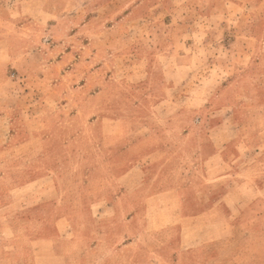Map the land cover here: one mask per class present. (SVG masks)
<instances>
[{
	"label": "rangeland",
	"instance_id": "374dc122",
	"mask_svg": "<svg viewBox=\"0 0 264 264\" xmlns=\"http://www.w3.org/2000/svg\"><path fill=\"white\" fill-rule=\"evenodd\" d=\"M76 1L75 7L55 16V20L64 17L65 23L54 25L53 35L61 38L63 33L70 51H83L87 57L80 73L72 58L71 70L60 75L63 85L49 84L40 64L33 66L31 57L20 70V58L13 56L14 50L29 43L25 51L32 52L35 27L40 29L39 36L46 35L45 26H21L15 20L41 17L44 11L26 8L34 0L0 2V13L7 17L0 29L8 36L0 43L6 52L0 57L4 63L0 65V264H264V152L246 149L264 146V39L249 34L253 19L264 16V0H230L226 15L207 16L210 9L203 7L187 9L183 16L197 17L199 24L192 46L172 40L159 45L164 50L165 44L173 49L177 43L182 49H195L196 54L170 78L181 88L151 90L155 104H131L143 90L125 89L132 73H115L108 67L114 57L116 64H128L134 61L138 47L148 48L145 38L157 30L151 9L137 7L129 17L135 24L114 25L131 11L124 6L126 0ZM162 12L164 20L173 17L170 12L174 10ZM238 17L252 20L246 24L245 36L238 33ZM207 25L214 30L208 41L203 37ZM121 33L130 34L129 44ZM94 52H103L100 59L91 58ZM127 64V70L134 66ZM94 65L105 68L95 73L97 87H78ZM142 78L141 73L136 74L134 84L140 86ZM163 96H176L178 101L158 103ZM177 113L175 124H170L169 118ZM127 123L132 131L127 144L166 146L170 139L176 142V156L182 163L185 147L204 143L212 129L225 124L229 143L241 148L231 156L228 172L234 192L228 199L237 203L238 194L244 198L240 202L244 211H235L228 231L227 224L217 218L214 239L180 255L164 250L163 234L158 236L157 228L167 233L178 224L179 217L170 212L177 200L162 194L152 198L146 194L152 188L141 178L126 184L121 174L124 168L110 167V160L119 165L125 161ZM169 129L175 134L167 135ZM252 177L256 184L236 183ZM209 188L216 191L219 186ZM171 191L175 193L173 188ZM143 202L150 207L152 230L145 236L140 217L132 218ZM156 203L164 204L165 212L158 211Z\"/></svg>",
	"mask_w": 264,
	"mask_h": 264
},
{
	"label": "crops",
	"instance_id": "0c3cea01",
	"mask_svg": "<svg viewBox=\"0 0 264 264\" xmlns=\"http://www.w3.org/2000/svg\"><path fill=\"white\" fill-rule=\"evenodd\" d=\"M2 0H0L1 2ZM32 1V0H28ZM102 2H111L112 0H96L95 3ZM127 3L124 5L127 10L131 9V11L127 12L123 17H119L118 20L115 21L114 25H124L129 26L131 24H135V21L130 20V15L134 13L137 7H142L143 9H151L153 14V20L155 25H157L156 31H150L148 37L145 38V46L141 45L138 47L137 51L133 53V60L127 63H118L116 64L113 59H110L111 66L109 70L118 73V72H127L132 73L131 83L129 80L125 81V89H142L141 95L137 97L136 100L132 101L131 104H135L137 101H141L143 104H155V100L153 99V95H155L151 90H160V89H170L175 90L181 88V84L177 83L175 78L170 79L173 74L179 73L183 67H186L185 62L191 60V58L196 54L195 49L183 48L181 46H177V43H174L175 48H171V45L165 44L164 50L163 45H159L163 41L169 42L168 40H172L173 42H186L183 45L192 46V43L198 34V25L197 17H187L189 15L183 16L187 9H193V7L198 10L199 7L207 8L209 10L207 12V16H213L216 14L226 15L227 6L230 0H126ZM29 2V4H30ZM79 1L76 0H34L32 6H27L28 10L39 9V11H44L41 17L39 16H22V18H17L15 20V24L17 25H31V26H45V30L43 35L45 37L39 36V28L35 27L36 35L34 36L35 43L32 45V52H26L30 46L26 48H22L21 50H14L13 56L14 58L17 56L20 58V62L17 63L20 66V70L23 69L25 65L29 62V57L33 59V66H38L40 64V69L43 71L45 75V79L50 84H53L55 81L57 85H63V80L60 78V75L64 77L65 73H68L71 70V66H69V62H71L72 58L75 59L74 64L78 65V73L82 71V60H85L87 55L83 51L73 52L70 51L69 44L63 39V33L60 35L61 38H57V36L53 35V26H64V17L55 16L59 15V13L63 14L64 10H67L71 7H75L76 3ZM114 2V1H112ZM238 4V3H237ZM122 6V7H124ZM3 8V5L0 4V11ZM162 9L174 10V12H170L173 14L169 16L168 19L162 20L161 17L163 15ZM214 9V11H213ZM179 14L177 17L176 14ZM217 14V15H218ZM167 15V14H166ZM25 17V18H23ZM168 17V16H165ZM179 17V21L177 18ZM181 17V18H180ZM224 18V17H223ZM169 19L171 20V24ZM240 17H238V20ZM11 20V19H10ZM255 21V25L253 29L250 30L249 34L252 35L255 39H264V16H257V18L253 19ZM14 21V20H13ZM250 21L245 20V17L241 18L238 23V33L247 34V30L245 29L246 24L250 25ZM7 17H4L2 13H0V26L6 25ZM80 25V22H77ZM154 24V23H153ZM82 25V24H81ZM85 25V24H84ZM165 26V27H164ZM169 26V27H168ZM222 28H226V24H223ZM62 29V27H61ZM4 29H0V43L8 39V36L3 33ZM42 30V29H41ZM222 38L224 39V31H221ZM69 34L67 33L66 36ZM79 35V34H78ZM214 30L212 27H208L205 30V35L203 36L205 40H209L213 37ZM59 37V36H58ZM124 37L125 42L127 44L130 43V34H126L122 36ZM79 41H80V37ZM85 38L81 39L83 42ZM12 40V39H11ZM158 41L155 47H152L153 42ZM151 42V44H150ZM182 44V43H181ZM130 46V45H129ZM244 48H242L243 50ZM103 52H94L93 58L100 59L98 56ZM228 56V53H224ZM6 56L5 50L0 49V57L4 58ZM9 56V55H8ZM1 60V59H0ZM140 62V64H136V62ZM228 61V60H227ZM4 63H0L2 65ZM130 66L131 64L133 68L127 70L125 65ZM88 65V67L92 66ZM100 65L97 63L96 66ZM105 65V64H104ZM93 66V70H89V75L87 77H83V82L79 84L78 87L93 89L97 87L95 79V73L102 71L105 68ZM120 66H125V69H120ZM107 67V66H106ZM113 67H116L113 69ZM75 70V68H72ZM91 72V74H90ZM141 73L143 78L141 79V85L134 84V80L136 74ZM168 75V76H167ZM167 76V77H166ZM55 77V78H54ZM124 82V81H123ZM122 82V83H123ZM162 101H157L158 103L170 102L176 103V96H163ZM179 114H174L171 118H169L170 124H175L177 120V116ZM241 122L242 120L239 119ZM129 123H127L126 127V148L125 152V161L119 165L120 162L110 160L111 169H118L120 166L124 168V171L121 173L127 179L126 184L138 183L141 178L142 183L149 185L152 189L149 192L146 191V194H149L152 198L156 196H165L167 195L171 201L177 200V205H173V209L170 212L173 213L174 216L179 217L177 220L178 224L175 227H170L166 233L164 229L161 227L157 228L158 236L163 234L164 240V250L170 253V255L174 254H183L188 252L191 249H194L201 246L203 243H207L209 240L214 239L212 234L216 232L214 229L215 221L221 219L227 224V231L230 229V226L233 224V218L235 216V211L239 209V213L244 211L242 209V203H240L244 198L238 194V202H229L228 197L233 194V189L231 186V178L228 169H230V164L232 162V154L236 151L239 152L241 148L239 146H235L229 143V130L225 128V124L221 123L217 125L214 129H212V133L209 136H206V140L204 143L199 144L197 146L191 145L185 147L183 149L185 154L184 163L178 160L181 157H177V153L179 150L176 142H172L170 139L168 143H165L166 146L163 145H152L147 147L146 145H131L127 144L128 138L131 137V127L128 128ZM219 129V130H217ZM216 130V134L214 131ZM173 130H166L167 135L175 134ZM255 137H259V134H255ZM128 137V138H127ZM175 138V137H174ZM247 151L250 152H264V146H249L246 148ZM109 151L112 152V149L109 147ZM116 148V152H117ZM181 151V150H180ZM148 154V155H147ZM221 161V162H220ZM221 165L227 168L221 170ZM223 169V168H222ZM215 171H218L215 173ZM215 173V174H214ZM247 176V175H246ZM253 180L246 181L245 179H237V184H243L245 182H249L251 184H256L254 177ZM215 184L219 186V189L216 191H212L209 188V185ZM164 187H162V186ZM161 188V189H160ZM172 188L174 190V194L172 193ZM128 189V188H127ZM182 190V191H179ZM111 193V191H110ZM215 193L219 194L217 197ZM118 194V191L115 195ZM111 199V196L108 197ZM169 198L166 200L169 201ZM165 200V199H164ZM213 203H209V202ZM157 204V203H156ZM168 204V203H167ZM164 204H157V210L165 212V208H161ZM231 208V209H230ZM231 210H233L231 212ZM242 210V211H241ZM138 214H134L132 218L134 219L137 215L138 222L141 221V234L143 236L152 234V230L149 228V215H150V207L147 203L142 204L141 209L138 211ZM238 213V211H237ZM212 215V216H211ZM137 222V223H138ZM156 223L158 221H155ZM168 227V226H165ZM164 227V228H165ZM173 231V232H172ZM203 233H205L203 237ZM163 243V244H164ZM172 255V256H173Z\"/></svg>",
	"mask_w": 264,
	"mask_h": 264
}]
</instances>
